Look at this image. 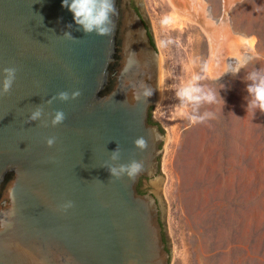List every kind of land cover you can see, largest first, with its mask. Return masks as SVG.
I'll list each match as a JSON object with an SVG mask.
<instances>
[{
  "label": "water",
  "instance_id": "water-1",
  "mask_svg": "<svg viewBox=\"0 0 264 264\" xmlns=\"http://www.w3.org/2000/svg\"><path fill=\"white\" fill-rule=\"evenodd\" d=\"M114 6L102 37L63 0H0V70H17L0 95V214L13 213L0 215L12 223L0 230V264H169L160 198L139 191L157 178L165 140L150 121L159 54L143 4ZM133 163L142 170L130 179Z\"/></svg>",
  "mask_w": 264,
  "mask_h": 264
},
{
  "label": "rangeland",
  "instance_id": "rangeland-1",
  "mask_svg": "<svg viewBox=\"0 0 264 264\" xmlns=\"http://www.w3.org/2000/svg\"><path fill=\"white\" fill-rule=\"evenodd\" d=\"M139 2L160 62L151 120L165 135L158 176L139 191L160 198L169 264H264V114L246 111L248 71L264 68V0ZM189 83L215 101L180 97Z\"/></svg>",
  "mask_w": 264,
  "mask_h": 264
},
{
  "label": "clouds",
  "instance_id": "clouds-1",
  "mask_svg": "<svg viewBox=\"0 0 264 264\" xmlns=\"http://www.w3.org/2000/svg\"><path fill=\"white\" fill-rule=\"evenodd\" d=\"M63 7L67 8V10L72 13L73 20L77 23L80 28L86 33L90 34L95 32L99 36H108L111 33V23L112 17L115 15V6L114 0H63ZM245 65L243 66H246ZM242 65H238L233 71H239V68ZM16 68L7 67L0 70V76H2V80H0V95H6L11 91L12 85L15 82L16 78ZM194 79H198L194 78ZM246 111L251 110L253 115L257 111L264 114V68H252L248 71V75L246 77ZM200 89L194 87L192 83H189L188 86L184 87L180 90L178 95L180 97L186 98L189 101L200 102L201 100L213 102L216 97L213 94H208L205 96L198 95ZM80 95V92H74L72 94V98L75 99ZM59 99L67 100V93H60ZM40 113L37 111L31 117L32 120H35L39 117ZM65 119L63 112H57L54 120L52 121L53 125H58L63 122ZM195 119V118H193ZM54 139H49L47 141L48 145L51 147L54 143ZM136 146L140 149H145L147 144L144 139H138L136 141ZM142 170V165L133 163L130 168L127 169L128 176L130 179H134L138 173ZM125 171L124 168L120 169V172ZM111 175L119 178V172L116 169L110 170ZM73 207L72 202H68L64 205L65 209ZM0 215L5 217H10L13 215L12 212H5ZM12 227L11 220L9 219H0V230L8 229Z\"/></svg>",
  "mask_w": 264,
  "mask_h": 264
},
{
  "label": "bare ground",
  "instance_id": "bare-ground-1",
  "mask_svg": "<svg viewBox=\"0 0 264 264\" xmlns=\"http://www.w3.org/2000/svg\"><path fill=\"white\" fill-rule=\"evenodd\" d=\"M171 1L175 4L174 5L175 7H178V4L180 5L179 0H171ZM180 19L182 20V22H180V23H183V22H187L189 20V17L188 16H185V15H181V18Z\"/></svg>",
  "mask_w": 264,
  "mask_h": 264
},
{
  "label": "flooded vegetation",
  "instance_id": "flooded-vegetation-1",
  "mask_svg": "<svg viewBox=\"0 0 264 264\" xmlns=\"http://www.w3.org/2000/svg\"><path fill=\"white\" fill-rule=\"evenodd\" d=\"M132 5H133V7H135V9L137 10L138 8H137V6L136 5H134L133 3H132ZM151 119V118H150ZM152 123H154L152 120H150Z\"/></svg>",
  "mask_w": 264,
  "mask_h": 264
},
{
  "label": "trees",
  "instance_id": "trees-1",
  "mask_svg": "<svg viewBox=\"0 0 264 264\" xmlns=\"http://www.w3.org/2000/svg\"><path fill=\"white\" fill-rule=\"evenodd\" d=\"M154 45H155V42H154Z\"/></svg>",
  "mask_w": 264,
  "mask_h": 264
}]
</instances>
